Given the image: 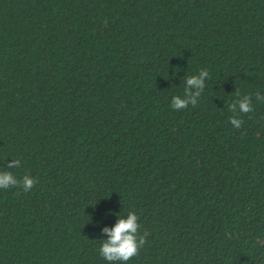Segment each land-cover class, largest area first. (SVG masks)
I'll return each instance as SVG.
<instances>
[{
	"label": "trees",
	"instance_id": "obj_1",
	"mask_svg": "<svg viewBox=\"0 0 264 264\" xmlns=\"http://www.w3.org/2000/svg\"><path fill=\"white\" fill-rule=\"evenodd\" d=\"M3 171L0 264H264V0H0Z\"/></svg>",
	"mask_w": 264,
	"mask_h": 264
},
{
	"label": "clouds",
	"instance_id": "obj_2",
	"mask_svg": "<svg viewBox=\"0 0 264 264\" xmlns=\"http://www.w3.org/2000/svg\"><path fill=\"white\" fill-rule=\"evenodd\" d=\"M205 77H209V72L204 69L200 72L199 76H190L186 79V92L187 89L196 88L198 91L195 93L196 96L200 95V92L204 90ZM239 95V93H237ZM259 96V92L256 93ZM188 103L195 106L196 101L191 95H185L184 98L180 96H174L172 99V107L174 109L186 108ZM239 110L241 113H248L253 110L252 99L249 95H244L243 99L239 101ZM230 111L236 112V104L232 103L229 105ZM230 123L236 128H240L242 120L236 116L229 118ZM9 169L19 167V160L9 161L6 165ZM34 179L25 174L19 180L12 173V171L0 172V188H9L12 186L20 185L25 191H29L34 186ZM117 222L111 228L104 227L103 232L107 233V239L102 240V244L99 248L100 255L109 262L113 261H128L132 257L138 254L139 249L144 245L146 237L140 235L137 238V231L139 228L138 219L139 217L135 212H129L126 218L117 214Z\"/></svg>",
	"mask_w": 264,
	"mask_h": 264
}]
</instances>
